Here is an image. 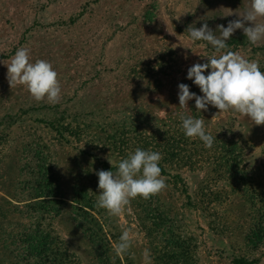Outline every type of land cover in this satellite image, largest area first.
Listing matches in <instances>:
<instances>
[{
    "label": "rangeland",
    "instance_id": "1",
    "mask_svg": "<svg viewBox=\"0 0 264 264\" xmlns=\"http://www.w3.org/2000/svg\"><path fill=\"white\" fill-rule=\"evenodd\" d=\"M151 5H155L154 19L147 21L143 14L147 8H152ZM250 5L251 0H0V134L5 137L0 141V207L5 211V216L0 218V264H19L14 253V248L19 250L17 233L32 219L25 213L26 203L31 199L19 183L26 177L20 167L28 157L19 150L27 132L43 134L42 124L36 119L63 113L71 122V111L75 109L91 112L94 116L88 118L90 124L102 120L101 113L112 121L119 120L120 111L131 115L145 110L147 115L162 118L167 115L179 118L181 113L190 115L189 104L195 105V99L182 108L176 83L187 79L190 66L207 62L205 55L214 50L206 41H191L188 27L199 28L206 22L219 37L217 26L226 27L229 21L240 18L237 13L244 12ZM80 13L74 23L69 20ZM257 46L264 47V39L232 51L259 62L262 53L254 50ZM22 47L30 49L32 62L47 60L57 71L61 86L58 102L51 103L47 98L37 101L26 86H10L6 64ZM166 51L173 53L175 62L172 69L166 68L168 74L160 76L161 85L149 86L147 79L134 76L128 82L124 79L128 68L143 67L141 61L152 62L159 53ZM209 71L205 70L204 74ZM199 112L208 130L231 126L236 135L247 140L251 146L247 152V168L254 167L264 179V124L256 125L249 117L233 110L219 112L212 105ZM73 144L81 145L83 141ZM76 146L55 142L51 148L54 168L60 173L64 199L68 203H71L68 194L80 167L91 163L97 166L96 172L110 170L115 173L118 169H109L118 163V158L109 150L95 149L91 155H81ZM208 168L181 170L189 193L205 178ZM160 193L163 200L172 202L171 210L177 215L181 229L195 238L199 264H233V254L240 253L244 247L239 249L226 236L210 230L202 211L182 205L185 199L182 192L171 191L169 186ZM217 209L225 210L229 219L241 215L249 219L246 207L237 196L218 205ZM101 212L102 216H96L101 222L106 221L114 233L121 236L123 230H130L132 246L129 251L134 264H154L150 240L129 204L118 216L110 215L104 208ZM72 216L71 207L65 206L53 222L54 229L66 240L69 250L80 256L82 264H98L87 238L75 227ZM247 225L245 223L241 229ZM108 226L105 224L104 230H109ZM11 237L17 243H12ZM256 255L259 257L257 264H264V247ZM121 262L123 264V259Z\"/></svg>",
    "mask_w": 264,
    "mask_h": 264
},
{
    "label": "trees",
    "instance_id": "2",
    "mask_svg": "<svg viewBox=\"0 0 264 264\" xmlns=\"http://www.w3.org/2000/svg\"><path fill=\"white\" fill-rule=\"evenodd\" d=\"M154 6L145 10V20L154 19ZM79 16L81 13L69 20L74 23ZM226 43L232 47L230 50L251 44L243 32L232 34ZM254 48L262 53L259 66L264 72V47ZM172 54L171 51L159 53L152 62L141 61L143 67L131 66L126 70L124 79L128 82L134 76L140 80L147 79L149 86L161 85L160 76L167 73V67L172 69L174 66L175 58ZM180 83L189 85V90L197 95L201 92L191 79H183L176 84ZM189 108L190 115L200 119V112L193 102ZM143 111L131 115L127 111H120L118 116L122 117L113 121L101 113L102 120H94L93 124L89 123L88 118L94 115L78 109L71 111V122L66 120L63 113L36 119L42 124L43 134L27 132L19 150L28 157L20 167L26 177L19 180V183L27 190L28 199H31L26 203L25 213L32 219L17 233L19 250L14 248L17 263L82 264L80 256L69 250L66 240L53 227V222L69 205L73 211L71 218L75 221V227L84 233L98 264H122V259L123 264H134L130 251L122 255V258L115 253L114 246L120 236L110 230L106 221L101 222L96 216H102V208L96 207L99 196L97 166L91 163L84 168L79 166L80 170L76 172L68 194L72 203L64 199L60 173L54 168L55 158L51 148L55 142L76 146L73 143L81 141L83 144L76 146L81 155H91L95 149L109 150L118 158V163L137 147L160 152L162 178L167 187H171V191L183 193L185 199L182 205L202 211L210 230L226 236L239 249L244 247L240 253L233 254L232 263L259 262L256 254L264 247V179L254 167L247 168V152L251 148L247 140L236 135L231 126L210 131L205 124L206 132L215 138L210 148L205 147L198 137L189 138L184 134L178 117L167 115L162 118L147 115ZM2 140L5 137L0 134ZM118 163L109 169L118 168ZM205 166L209 167L205 178L189 193L181 170L188 168L193 171ZM160 195H153L149 199L137 196L129 202L150 240L154 264H199L195 238L181 229L177 215L171 210L172 202L163 200ZM232 196L242 200L246 214L249 215L248 220L243 215L229 219L225 210L217 209L218 205L228 202ZM1 216H5V211L0 207ZM245 223H248L247 227L241 229ZM105 224L109 229L107 231L104 230ZM12 237L11 242L17 243Z\"/></svg>",
    "mask_w": 264,
    "mask_h": 264
},
{
    "label": "clouds",
    "instance_id": "3",
    "mask_svg": "<svg viewBox=\"0 0 264 264\" xmlns=\"http://www.w3.org/2000/svg\"><path fill=\"white\" fill-rule=\"evenodd\" d=\"M237 15L240 18L229 21L226 27L217 26L219 37L206 22L199 28L191 25L188 27L191 41H206L213 46L214 52L205 55L207 62L195 63L187 70V78L193 80L203 95L191 92L189 85L180 83L179 105L186 107L188 101L194 98L196 109L199 111L207 110V106L212 105L219 109V112L233 110L249 117L256 125H262L264 72L260 70L258 61L228 50L226 42L237 29H242L253 45L264 39V22H258L264 21V0H251L250 8ZM6 65L7 79L11 87L14 84L26 86L37 101L45 98L51 103L59 101L61 86L58 73L49 61L36 59L32 62L30 49L22 47L17 49L11 62ZM208 69L210 71L205 75V70ZM179 119L187 137H198L205 147L210 148L213 145L215 138L206 132L203 119L183 113L179 114ZM161 159L160 152L137 147L134 152L128 153L126 158L120 160L115 173L99 170L96 173L99 189L96 207L106 209L112 216H118L131 199L137 196L149 199L159 194L167 187L159 166ZM110 163L112 164L111 161ZM131 246L130 230L125 229L114 246V251L118 256H122L128 253Z\"/></svg>",
    "mask_w": 264,
    "mask_h": 264
}]
</instances>
